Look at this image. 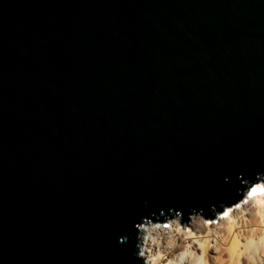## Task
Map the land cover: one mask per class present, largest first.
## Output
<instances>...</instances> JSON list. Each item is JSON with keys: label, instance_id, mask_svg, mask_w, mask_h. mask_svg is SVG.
Instances as JSON below:
<instances>
[{"label": "water", "instance_id": "95a60500", "mask_svg": "<svg viewBox=\"0 0 264 264\" xmlns=\"http://www.w3.org/2000/svg\"><path fill=\"white\" fill-rule=\"evenodd\" d=\"M262 175L264 0H0V264H144Z\"/></svg>", "mask_w": 264, "mask_h": 264}, {"label": "bare ground", "instance_id": "6f19581e", "mask_svg": "<svg viewBox=\"0 0 264 264\" xmlns=\"http://www.w3.org/2000/svg\"><path fill=\"white\" fill-rule=\"evenodd\" d=\"M249 193L250 191L247 193V197H250L249 199L255 198L257 200L256 204L260 208H256L255 202L250 200L248 205H241V203H247V197H245L243 201L237 203L238 207L241 205V211H237V215H235L236 211L232 213V207L231 209H224L227 212L226 217L234 222L227 229L229 235L231 231L235 230L236 232L238 230L237 237L229 248V263L226 260L224 264H264V189L258 187L250 196H248ZM219 225L222 226V223H219ZM179 226L177 224L175 226L177 229L172 228L171 230L161 226L156 228L153 224L147 226L149 228L148 234L152 237L149 251L145 256L149 264H208V260L212 257L211 253H216L220 248L223 252V247L227 244L226 241L223 242L225 235L222 236L223 234H221L224 231L221 232L222 230L220 229V231L215 226L210 228L203 223L200 217L195 218V221L191 224L192 232L196 235L195 239H191L186 233L181 232ZM205 233L207 235L205 237L207 239L204 241L206 250L200 256L198 255L200 249L196 241L200 242L204 239ZM211 244L213 248L208 252ZM241 245L243 251L238 254ZM223 253H225V250Z\"/></svg>", "mask_w": 264, "mask_h": 264}, {"label": "rangeland", "instance_id": "374dc122", "mask_svg": "<svg viewBox=\"0 0 264 264\" xmlns=\"http://www.w3.org/2000/svg\"><path fill=\"white\" fill-rule=\"evenodd\" d=\"M258 184H262V183H256L255 185H258ZM262 185H264V184H262ZM254 186V185H253ZM250 191V190H249ZM248 191V192H249ZM247 192V193H248ZM247 193L243 196V198L241 199V200H239V201H243V199H245V197H247ZM250 197H247V203H241V205H248L249 203V200L251 201V202H255V206H256V208H260V206L258 205V204H256L257 203V200L255 199V198H252V199H249ZM238 201V202H239ZM237 202V203H238ZM237 203L236 204H234V205H232L231 207H232V209H231V207H229L230 209H231V211H232V213L234 212V211H236V213H235V215H237V211H241V205H239V207H238V205H237ZM236 205V206H235ZM225 209V208H224ZM223 209V213L222 214H218L217 216H216V218H215V220L213 221V222H210L209 221V223L207 224L210 228H212V227H216V228H218L221 232H225V234H224V232L223 233H221V234H223L222 236H226L227 235V237H225L224 236V239H223V242L224 241H226V246H224L223 248H224V250H225V253H223L224 252V250H223V252H222V249L220 248V249H218V251L216 252V253H211L212 255V257L210 258V260H208V264H224V262L226 261V262H228L229 263V256H230V250H229V248L232 246V242L235 240V238L237 237V233H238V230H236V232H235V230L232 232L231 231V233H230V235H229V233H228V231L229 230H227V229H229L232 225H233V220H229L228 219V217H226V215H227V212L225 211ZM227 209V208H226ZM199 218L200 216H197V215H192L191 217H190V219H189V227H188V229H187V227H186V224H183V226H181L180 225V222L178 221V220H170V221H168V222H166V224L165 225H160L161 227H163V228H166L167 230H171L172 228H175V226L177 225V224H179L180 226L178 227L179 229H180V231L181 232H184V233H186L191 239H195L196 238V235L192 232L193 231V228H192V226H191V224H192V222H194L195 221V218ZM201 218V217H200ZM202 220L204 221L205 219H203L202 218ZM219 223H222V226L221 225H219ZM152 225L153 223H151V222H148V224L146 225V226H150V225ZM154 226L156 225V224H153ZM213 225V226H212ZM174 226V227H173ZM175 229H177V228H175ZM205 237H207V235H206V233L204 234V239H202L200 242H198V241H196L197 242V244H198V247H199V252H198V255H200V256H202V254H203V252L206 250V244L204 243V241H206V239L207 238H205ZM204 245V246H203ZM213 245L211 244L210 245V248L208 249V252H209V250L211 251V249L213 248L212 247ZM205 247V248H204ZM227 250H229V251H227ZM243 251V249H242V245L240 246V251L238 252V254H241V252ZM221 252H222V254H221ZM229 253V254H228ZM225 254V255H224ZM242 258V257H241ZM240 258V259H241ZM142 260L144 261V264H145V260H148V259H145V258H142ZM237 261V260H236ZM261 264H263V263H261Z\"/></svg>", "mask_w": 264, "mask_h": 264}, {"label": "clouds", "instance_id": "9594fccd", "mask_svg": "<svg viewBox=\"0 0 264 264\" xmlns=\"http://www.w3.org/2000/svg\"><path fill=\"white\" fill-rule=\"evenodd\" d=\"M261 177H264V175H262ZM259 186H261L264 189V185H262V184L254 185V186L251 187L250 193L248 194V196H250V194L252 193V191H253V189L255 187H259ZM193 213L196 214L197 216L200 214V213H196V212H193ZM175 216L181 217L182 213L176 212ZM201 219H202V217H201ZM146 221H151V220H146ZM203 223L205 225H207L209 223V221L204 220ZM136 227L138 229V233L139 234H138V237H137V241H138L137 248H138V251L135 253V256L137 258L142 259V258H145L146 253L149 251V244L152 241V237L148 234L149 233V228L146 226L145 222L142 223V224H137ZM155 227L159 228L160 225L157 224V225H155ZM123 239L127 240L128 238L124 237ZM145 264H149V262L147 260H145Z\"/></svg>", "mask_w": 264, "mask_h": 264}]
</instances>
